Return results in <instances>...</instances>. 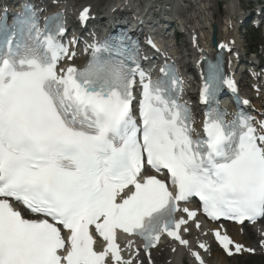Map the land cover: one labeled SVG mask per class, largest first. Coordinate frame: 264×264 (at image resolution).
<instances>
[{"label": "snow or ice", "instance_id": "6c2138e0", "mask_svg": "<svg viewBox=\"0 0 264 264\" xmlns=\"http://www.w3.org/2000/svg\"><path fill=\"white\" fill-rule=\"evenodd\" d=\"M46 24L30 8L11 27L0 20V264H109V254L120 264L117 230L146 248L164 234L187 246L176 213L192 197L212 220L264 218V122L258 130L243 111L228 120L217 104L196 135L174 72L152 80L126 38L89 46L83 68L59 67L75 53L60 40L63 16ZM223 85L235 90L210 66L203 101L216 103ZM215 237L229 255L244 250L226 231Z\"/></svg>", "mask_w": 264, "mask_h": 264}, {"label": "bare ground", "instance_id": "6f19581e", "mask_svg": "<svg viewBox=\"0 0 264 264\" xmlns=\"http://www.w3.org/2000/svg\"><path fill=\"white\" fill-rule=\"evenodd\" d=\"M113 3L112 5H109L112 9H115L117 7H119L122 3L127 4L128 6L126 7V9H130V13H128L129 15L134 14L135 17L139 18V20H145V19H150L151 18V13H154L155 11V6L154 4H152V0H146V6H144L143 3H141V0H112ZM195 2L197 4L200 5V7L203 9L202 10V14L204 15L205 18H202L200 21H196V25L193 26V32L195 33L194 35H198V43L200 44L201 47H203L204 50H207L208 52L211 51V49H213L212 45H211V32L212 29L215 27V25H217V31H218V44L224 42H227V38L221 33L222 25L219 24V21H217L216 17L213 16V10L208 8L211 3L207 0H200L199 2H197V0H195ZM65 4V3H63ZM67 5V4H65ZM68 6V5H67ZM64 9H66V12L68 14H70V9L65 7ZM225 22L227 23V21L225 20ZM200 26H203L202 29H199ZM235 47H241V42L238 41L235 43ZM173 49H171L172 51ZM174 52V51H173ZM194 52V51H193ZM194 87V81H191L189 83V90L191 91V89ZM263 102V100L261 101V103ZM259 113V112H258ZM246 228V227H245ZM247 229V228H246ZM234 231V232H231ZM249 230V229H247ZM206 229H203L202 233L205 232ZM242 231V230H241ZM229 232L235 237V239L245 242L242 239V236L239 234V231L232 227L229 226ZM249 236L251 238H256V235L254 234V232L250 229L248 231ZM200 242H206V240H204L203 238H200ZM164 245H161L159 248H157L154 252H153V257H151L153 263L155 262V264H177L178 261H181L180 264H186L183 259L182 256L180 255V252L175 253L173 255H171L170 251H173L175 247H171L169 243H166L165 241L161 242ZM246 243V242H245ZM123 245H127L126 243ZM132 249L136 250L137 247L135 245L132 246ZM182 253V252H181ZM212 257H214V260L212 261V263L208 262V264H227V259L219 256V255H214L212 253ZM133 255H130L129 259H132ZM173 258V259H172ZM138 260H141L144 262L143 258L140 257ZM167 261H171V263H168Z\"/></svg>", "mask_w": 264, "mask_h": 264}, {"label": "rangeland", "instance_id": "374dc122", "mask_svg": "<svg viewBox=\"0 0 264 264\" xmlns=\"http://www.w3.org/2000/svg\"><path fill=\"white\" fill-rule=\"evenodd\" d=\"M219 264H221V263H219ZM228 264H264V259L258 258V257L251 258L249 256H244L243 258L238 259L236 261H229Z\"/></svg>", "mask_w": 264, "mask_h": 264}]
</instances>
